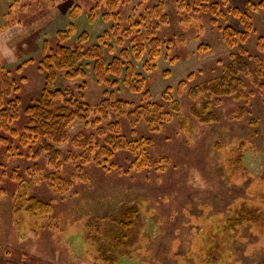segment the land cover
Here are the masks:
<instances>
[{
  "label": "rangeland",
  "instance_id": "1",
  "mask_svg": "<svg viewBox=\"0 0 264 264\" xmlns=\"http://www.w3.org/2000/svg\"><path fill=\"white\" fill-rule=\"evenodd\" d=\"M15 1L0 0V66L13 71L15 80L25 77V81H19L18 93L23 110L43 86L37 63L44 44L56 45L57 31L71 25L74 33L67 44L73 45L79 34L86 33V46H90L115 22L105 17L104 5L95 8L91 20L88 15L93 0H23L19 5ZM227 2L222 9L236 8L249 18V36L243 47L250 56L248 66L253 73L254 59L264 62V50L256 45L257 39L264 37V8L252 10L248 0ZM138 3L149 8L162 3L168 24L157 30V36L167 45L162 47L155 66L151 64L146 71L143 57L133 62L135 70L144 77V89L150 91L152 101L164 106L162 94L169 88L170 96L180 103L181 114L189 119L191 130L181 131L178 118L172 117L158 133L148 134L141 123L135 135L127 136V120L118 118L125 136L152 140L148 150L151 166L142 170L130 168L133 157L125 152L114 155L111 161L115 166L110 171L88 164L79 174L74 173L78 161L63 162L56 171L46 153L31 159L22 149L21 157L6 161L0 151V264H101L94 262L95 252L84 239V220L90 215L107 216L125 203L140 208L144 214L140 227L145 230L133 255L123 257L118 264H264V78L254 77V83L245 78L243 94H250L249 98L241 102L223 98L221 106L215 108L218 121L212 124H200L190 116L189 109L196 107L199 99L187 94L188 88L219 76L229 61L232 50L221 42L218 25L246 31L245 25L230 14L213 25L207 13L179 10L177 0H129L114 11L122 26H127L131 10ZM110 44L115 45L114 41ZM202 47L207 50L201 51ZM102 48L106 61L118 55L116 47L112 54ZM170 57L175 59L171 62ZM25 61L21 72L15 73V67ZM165 70L169 72L164 76ZM190 74L191 80L184 88L179 87ZM83 83V97L90 105L101 101L105 90L134 106L147 102L141 93L130 92L120 78L113 88L98 84L89 67L84 78L68 80L60 73L56 81L62 90ZM239 105L249 115L230 120L229 115ZM250 117L257 121L256 138L250 136ZM109 119L113 121L115 116L111 114ZM25 122L21 114L13 127L21 131ZM67 134L65 142L53 144L61 160L69 153L79 155L73 138L78 134L86 138L95 135V129L74 120ZM242 140L252 146L243 147L248 149L242 157L246 171L235 163V150ZM35 149L36 145L32 146L31 153ZM159 158L163 161L154 169L153 163ZM34 164L41 170L28 176L25 170H32ZM13 169L21 185L8 179ZM51 173L69 180L67 190L58 192L50 187L47 178ZM26 197L46 203L49 212L43 217L29 216L23 207Z\"/></svg>",
  "mask_w": 264,
  "mask_h": 264
},
{
  "label": "trees",
  "instance_id": "2",
  "mask_svg": "<svg viewBox=\"0 0 264 264\" xmlns=\"http://www.w3.org/2000/svg\"><path fill=\"white\" fill-rule=\"evenodd\" d=\"M22 1L16 0L14 4L19 5ZM93 1L94 7L91 8L92 13L88 17L92 20L95 8L104 5L105 17L113 18L115 24L108 32L97 37L96 44L90 46H86L88 41L86 33L79 34L73 45L67 44L74 33L71 25L57 31L56 45L49 47L48 44H44L42 57L37 63V70L43 75V86L33 102L23 110L18 93L20 91L19 81H25V77L22 76L19 80H15L13 71L0 66V151L4 160L21 157L23 149L27 152L26 156L31 159L40 153H46L49 165L53 166L56 171L61 168L63 162L76 163V161L78 162L74 173H79L88 164L110 171L115 166L111 161L114 155L118 152H125L133 157L130 168L142 170L151 166L148 150L152 147V140L147 136L137 139L127 137L135 135L136 128L141 123L148 134H155L160 132L163 125L168 123L172 117H177L181 131L191 130L189 119L181 114L180 103L170 96L169 88L162 94V100L166 105L152 101L150 91L144 89V77L136 72L133 64L145 57L143 68L149 71L152 68L150 65H154L161 56L162 47L167 45H164L157 36V30L162 25L168 24V15L164 13L163 4L157 3L149 8L142 7L138 3L132 8L131 15L127 19V26L124 27L119 23V17L114 11L120 4L129 0ZM248 3L252 10L264 8V0L258 3L248 0ZM177 4L181 11H187L189 8L193 14H209L213 25L217 26L220 19L225 20L226 14H230L243 22L246 28V31H240L230 25H218L221 42L228 50H232L229 54V61L222 66L219 76L188 88V96L199 99L198 105L189 109L190 116L200 124H212L218 121L215 108L221 106L223 98H232L236 102L249 98L250 94H243L244 79H249L251 83H254V77L263 79L264 62L256 57L254 71L253 73L249 71L250 56L243 45L249 36L250 21L248 16L236 8L222 9L221 7L228 5L227 0L219 2L218 0H190L189 4L177 0ZM111 41H114V46L110 44ZM126 42L128 45L125 44ZM256 45L258 49L264 50L263 36L257 39ZM102 46L107 48L109 54L113 53L114 47L118 48V55L106 61ZM201 49V51L207 50L205 47ZM174 59L170 57L169 61L172 62ZM25 63L26 61L15 67L14 72L20 73ZM87 67L92 69L98 84L113 88L118 85L120 78L130 92L141 93L143 100L147 102L134 106L116 99L112 92L105 90L104 98L97 104L90 105L83 97L84 83L70 90L57 87L56 81L60 73L68 80H75L85 77ZM168 72L165 70L163 75L165 76ZM191 78L192 74L188 75L187 80L179 82V87L184 88L186 81ZM21 114L26 122L21 131H18L13 127V123L18 121ZM111 114L115 116L113 121L109 119ZM247 114L249 115L246 108L239 105L237 110L229 115V119L240 120ZM122 116L127 120L130 135L125 136L121 132L118 118ZM74 120H79L84 127L95 129V135L87 138L81 134L76 135L72 144L74 148L80 150V154L76 156L69 153L61 160V155L53 144L63 143L68 139L67 129ZM103 122L107 123L101 126ZM248 128L251 131L250 136L256 138L258 131L257 121L254 118H249ZM34 145L36 149L31 153ZM246 145L248 149L252 147L251 144L242 140L238 149L235 150V156H238L235 163L240 164L245 171L242 157L243 152L248 150L243 148ZM161 161H163L162 158L154 161V169H157ZM40 170L41 167L34 164L32 170H25V173L28 176H34ZM16 173L17 170H11L8 179L21 185L22 180L17 177ZM2 177L0 176V182ZM80 177L83 178V174ZM48 178L50 187H56L55 191L58 192L67 190L70 185L69 180L56 173H51ZM1 192L2 188H0ZM24 205V212L32 217H43L49 212V206L34 197H26ZM143 215L136 204L125 203L107 216L90 215L86 217L84 239L95 252L94 262L118 264L123 257L132 256L143 239L142 233L145 229L142 230L140 227ZM227 221L230 222V219Z\"/></svg>",
  "mask_w": 264,
  "mask_h": 264
}]
</instances>
